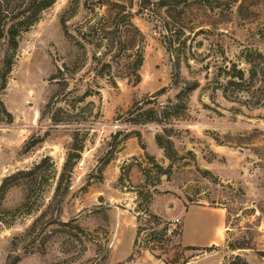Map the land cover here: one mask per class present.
I'll use <instances>...</instances> for the list:
<instances>
[{
	"label": "rangeland",
	"instance_id": "1",
	"mask_svg": "<svg viewBox=\"0 0 264 264\" xmlns=\"http://www.w3.org/2000/svg\"><path fill=\"white\" fill-rule=\"evenodd\" d=\"M71 6V0H56L22 35L0 95L12 115L7 122L0 113V182L44 156L52 158L57 172L36 189L39 210L0 227V264L9 258H18L16 264H220L237 253L228 249L226 237L250 240L255 249L238 253L249 264H264L256 252L264 251V0L180 3L183 13L175 10L174 19L166 18L185 30L180 56L187 64L182 61L179 69L166 47L170 32L154 18L134 16L143 34L136 83L131 61L138 49L124 53L132 54L128 62L115 63L100 55L103 49L77 45L65 35L61 15H69L66 26L73 35L97 16L82 2L70 16ZM108 62L111 68L103 66ZM238 70L241 79L232 77ZM176 79L199 85L188 94L186 109L165 123L172 142L169 159L155 142L162 125L129 122L126 112L142 99L152 102L146 108L171 104ZM84 92L89 95L78 102ZM53 116L59 124H52ZM74 127L84 149L58 216L74 222L70 228L49 225L51 231L28 242L22 235L51 201ZM32 137L43 141L27 151ZM22 198V188L12 187L3 204L13 208ZM144 207L170 228L180 225L182 233L168 232L169 242H148L146 234L160 226L143 216L137 221ZM50 216L55 218L52 208L40 223ZM137 227L144 230L134 246ZM212 245L211 251L181 249Z\"/></svg>",
	"mask_w": 264,
	"mask_h": 264
},
{
	"label": "trees",
	"instance_id": "2",
	"mask_svg": "<svg viewBox=\"0 0 264 264\" xmlns=\"http://www.w3.org/2000/svg\"><path fill=\"white\" fill-rule=\"evenodd\" d=\"M56 0H0V95L5 89L8 76L12 71L17 59V53L19 50V43L22 35L28 32L41 18V15L49 7H51ZM185 0H137L136 3L133 0H71V12L70 16L75 12L76 6L79 2H82L85 9L92 8L97 20L92 24L85 23L84 27H78L76 30L77 35H73L66 26L67 16L63 13L60 18V22L64 29V33L67 37L73 39L77 45L83 47L86 44L93 45L97 48L103 49L101 56L109 55L111 62L120 63L128 62L131 59L132 54H124L129 50L138 49L135 51L136 55L131 63L132 69L135 74V83L139 81L140 76L138 70L142 63V53L138 47V43L143 39V34L139 28L133 23L132 19L136 15H147L150 18H154L160 21L161 27L165 31L170 32L171 37L167 38V49L172 53H175V60L173 66L177 69L180 68L182 61L187 64V60H182L180 56V50L185 46V35L184 27H179L176 29V22H170L167 19H174L175 16L173 12L175 10L178 13H183L182 10L178 9V5ZM88 3H92L89 6ZM136 6V10L133 12V7ZM163 14L165 16H163ZM165 17V18H164ZM167 18V19H166ZM177 32L176 37L173 39L174 33ZM89 35L93 38H89ZM176 45V46H175ZM113 49H117V55L112 53ZM123 53V56L121 55ZM173 55V54H172ZM104 67L111 68V63L103 64ZM237 74L232 76L233 78L241 79V71H237ZM64 83L62 87H67V81L63 78L61 79ZM175 86L177 93L175 95V100L171 104L158 105L157 108L148 107L151 100L142 99L136 101L129 110H127V120L132 123H147L156 122L162 125L161 133L156 134L155 142L160 147L167 158L171 159V155L168 150L172 145L171 140L168 138L170 129L165 127V123L169 122L171 117L179 116L182 111L186 109L187 101L186 98L190 92L198 87V81H188L184 80L181 84L178 80H175ZM164 92V89L158 90L153 97L160 95ZM88 92H84L77 96L78 102L83 101L87 96ZM50 101L45 104L44 110L48 109ZM0 113H4L8 120L11 122L12 115L6 110L1 97H0ZM52 124H59L60 120L56 117H50ZM73 141L68 148L65 155L61 171L58 174L54 192L51 201L48 203L47 208L41 211L40 214L33 219L30 226L25 230L22 237L28 241H34L42 232H48L52 229H46L49 225L56 224L61 227L70 228L73 220L62 222L59 219V214L61 212V204L64 198L68 195L71 175L76 163L81 158V153L84 149L83 141L77 140V135L79 132L78 127H74ZM164 139V140H163ZM43 141V137H32L30 142H27L25 149L28 151L35 147ZM159 170H162L160 166H157ZM171 164L167 169H163L162 172H166L170 169ZM56 169L53 160L50 156H44L34 163L32 166L16 170L15 172L5 176L0 182V227H10L16 221L18 215H30L39 210V206L36 203V189L41 187L44 183L49 180H54L56 177ZM205 173H208L205 171ZM12 187H21L23 191V198L21 202L14 206L13 208H7L4 206L3 202L5 196L9 189ZM148 196H151L149 192ZM38 206V207H37ZM52 208L55 218L40 223V220L46 215L47 209ZM136 216L137 221H140L141 216L146 217L148 223L155 224L157 227L160 226L158 230H151L146 234V240L149 241H168L170 240V235L168 232L175 235H180L182 233V227L180 225H175V228H170V223L164 221L158 214L149 210L148 207H144L142 210L137 211ZM225 226L226 219H225ZM76 228H81L75 225ZM70 230V229H69ZM144 230L141 227H137L136 235L134 239V246L139 239L141 231ZM64 233L65 231L62 230ZM229 233V230H226ZM227 247L233 253L231 256L224 258L220 264H249L248 261L240 254L239 251L255 249L250 240H236L230 242L226 237ZM146 242V244L148 243ZM180 247V246H179ZM216 246H184L182 250H204L211 251L215 249ZM150 248L148 250H152ZM257 254L264 257V251L256 250ZM18 258L8 259L6 264H16ZM188 260L181 262L180 264H186Z\"/></svg>",
	"mask_w": 264,
	"mask_h": 264
},
{
	"label": "crops",
	"instance_id": "3",
	"mask_svg": "<svg viewBox=\"0 0 264 264\" xmlns=\"http://www.w3.org/2000/svg\"><path fill=\"white\" fill-rule=\"evenodd\" d=\"M212 242H210V243H207V244H205V245H210ZM247 250H244V251H239L241 254L243 253V252H246Z\"/></svg>",
	"mask_w": 264,
	"mask_h": 264
}]
</instances>
